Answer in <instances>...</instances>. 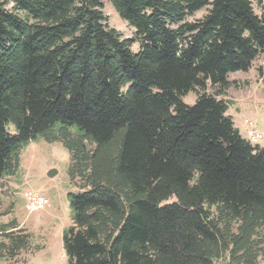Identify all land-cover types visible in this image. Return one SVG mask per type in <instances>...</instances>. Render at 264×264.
I'll list each match as a JSON object with an SVG mask.
<instances>
[{
	"label": "trees",
	"instance_id": "trees-1",
	"mask_svg": "<svg viewBox=\"0 0 264 264\" xmlns=\"http://www.w3.org/2000/svg\"><path fill=\"white\" fill-rule=\"evenodd\" d=\"M104 1L0 0V178L29 142L68 149V264H259L264 148L224 97L264 54V0H107L128 39ZM18 227L0 222V261L31 245Z\"/></svg>",
	"mask_w": 264,
	"mask_h": 264
},
{
	"label": "rangeland",
	"instance_id": "rangeland-1",
	"mask_svg": "<svg viewBox=\"0 0 264 264\" xmlns=\"http://www.w3.org/2000/svg\"><path fill=\"white\" fill-rule=\"evenodd\" d=\"M13 4L7 8L13 10ZM257 14L262 15L260 5L254 3ZM103 12L109 27L115 28L123 38H134L135 29L105 0ZM208 8L187 17L189 21L202 19ZM140 48L137 42L132 44L136 52ZM264 66V54L257 58L248 72L230 74L233 82L224 97L230 104L228 114L233 116L235 125L241 134H245L244 120L250 119L264 135V74L259 68ZM197 94L191 91L184 101L193 105ZM7 129L14 133L12 126ZM264 148V137L257 143ZM70 152L61 142H47L43 138L29 142L21 154V167L12 176L0 178V222L8 223L16 220L19 227L17 235L30 234L32 241L28 249L14 259H3L0 264H68L63 246L64 230L72 224L71 208L68 199L70 192H78V181L69 175ZM55 169L56 174L49 176ZM37 191L49 199V204L33 212L25 208V196L28 192ZM170 201H174L172 198ZM4 237L0 235V242ZM223 257L216 264H225ZM264 264V259H259Z\"/></svg>",
	"mask_w": 264,
	"mask_h": 264
},
{
	"label": "built area",
	"instance_id": "built-area-1",
	"mask_svg": "<svg viewBox=\"0 0 264 264\" xmlns=\"http://www.w3.org/2000/svg\"><path fill=\"white\" fill-rule=\"evenodd\" d=\"M245 137L252 144H257L263 139L264 135L257 127V124L250 120H244ZM25 208L29 212L45 208L49 204V199L37 191L28 192L25 196Z\"/></svg>",
	"mask_w": 264,
	"mask_h": 264
},
{
	"label": "water",
	"instance_id": "water-1",
	"mask_svg": "<svg viewBox=\"0 0 264 264\" xmlns=\"http://www.w3.org/2000/svg\"><path fill=\"white\" fill-rule=\"evenodd\" d=\"M56 174V170L55 169H52L50 172H49V176H53Z\"/></svg>",
	"mask_w": 264,
	"mask_h": 264
}]
</instances>
